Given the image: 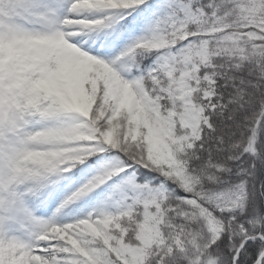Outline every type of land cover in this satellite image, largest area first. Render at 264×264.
<instances>
[{
    "label": "snow or ice",
    "instance_id": "6c2138e0",
    "mask_svg": "<svg viewBox=\"0 0 264 264\" xmlns=\"http://www.w3.org/2000/svg\"><path fill=\"white\" fill-rule=\"evenodd\" d=\"M0 264H264V0H0Z\"/></svg>",
    "mask_w": 264,
    "mask_h": 264
}]
</instances>
